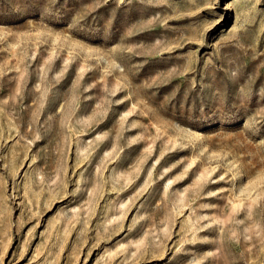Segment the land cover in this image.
I'll use <instances>...</instances> for the list:
<instances>
[{"label":"rangeland","instance_id":"374dc122","mask_svg":"<svg viewBox=\"0 0 264 264\" xmlns=\"http://www.w3.org/2000/svg\"><path fill=\"white\" fill-rule=\"evenodd\" d=\"M0 264H264V0H0Z\"/></svg>","mask_w":264,"mask_h":264}]
</instances>
